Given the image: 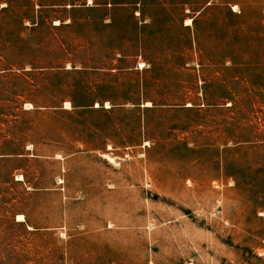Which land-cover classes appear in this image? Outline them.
<instances>
[{
  "label": "rangeland",
  "instance_id": "obj_1",
  "mask_svg": "<svg viewBox=\"0 0 264 264\" xmlns=\"http://www.w3.org/2000/svg\"><path fill=\"white\" fill-rule=\"evenodd\" d=\"M0 264H264V0H0Z\"/></svg>",
  "mask_w": 264,
  "mask_h": 264
},
{
  "label": "bare ground",
  "instance_id": "obj_2",
  "mask_svg": "<svg viewBox=\"0 0 264 264\" xmlns=\"http://www.w3.org/2000/svg\"><path fill=\"white\" fill-rule=\"evenodd\" d=\"M17 220H18V221H23V220H24V218H23V216H22V215H18V218H17Z\"/></svg>",
  "mask_w": 264,
  "mask_h": 264
}]
</instances>
